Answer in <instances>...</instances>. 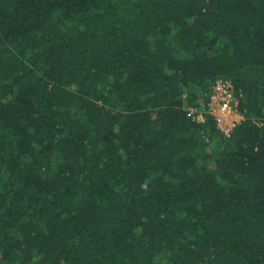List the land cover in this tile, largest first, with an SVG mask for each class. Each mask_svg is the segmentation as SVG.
Returning <instances> with one entry per match:
<instances>
[{
  "label": "trees",
  "instance_id": "trees-1",
  "mask_svg": "<svg viewBox=\"0 0 264 264\" xmlns=\"http://www.w3.org/2000/svg\"><path fill=\"white\" fill-rule=\"evenodd\" d=\"M0 264H264V0H0Z\"/></svg>",
  "mask_w": 264,
  "mask_h": 264
},
{
  "label": "built area",
  "instance_id": "built-area-1",
  "mask_svg": "<svg viewBox=\"0 0 264 264\" xmlns=\"http://www.w3.org/2000/svg\"><path fill=\"white\" fill-rule=\"evenodd\" d=\"M239 99L229 80L218 79L210 89L206 113L213 117L216 128L226 137L232 130L244 121V115L240 112ZM194 119L203 121L201 114L191 111Z\"/></svg>",
  "mask_w": 264,
  "mask_h": 264
}]
</instances>
